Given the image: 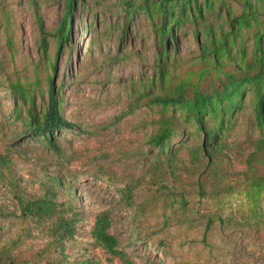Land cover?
Listing matches in <instances>:
<instances>
[{"label":"trees","instance_id":"obj_1","mask_svg":"<svg viewBox=\"0 0 264 264\" xmlns=\"http://www.w3.org/2000/svg\"><path fill=\"white\" fill-rule=\"evenodd\" d=\"M78 3L83 1L65 0L58 41L64 40L62 31ZM110 7L121 18L113 24L119 38L133 28V40L143 46L151 41L156 58L151 75L130 80L124 107L112 117L116 123L140 107L156 108L144 133L145 149L133 157L139 175L129 174L119 189L124 204L140 215L173 203L184 211L194 198L238 194L248 209L232 217L234 223H259L264 216V0H113ZM182 37L194 41L186 55L178 51ZM46 84L48 100L40 107L29 95L30 86L10 84L12 113L26 136L63 160L58 137L68 130L86 131L63 116L51 77ZM27 142L17 146L20 151L26 153ZM15 149L8 144L0 152V182L12 202L10 217L22 233L8 240L0 235V264H69L66 246L75 243L84 221L75 203L77 179L52 177L37 195H29L11 170ZM110 174L98 163L91 175L111 185ZM141 188L145 192L137 203ZM87 230L86 243L94 252L78 264H135L121 248L108 212L95 214ZM32 236L40 240L38 247L23 252L22 240Z\"/></svg>","mask_w":264,"mask_h":264},{"label":"rangeland","instance_id":"obj_2","mask_svg":"<svg viewBox=\"0 0 264 264\" xmlns=\"http://www.w3.org/2000/svg\"><path fill=\"white\" fill-rule=\"evenodd\" d=\"M81 1L82 5L72 8L62 31L64 40L58 41L65 0H0V152L8 144L16 147L11 170L29 195H37L52 177L65 182L76 177L75 203L84 221L75 243L66 246L68 263L91 258L94 249L86 243L87 229L95 214L106 211L121 248L135 264H264V216L259 223L239 219L235 224L232 218L248 209L242 195L194 198L184 211L173 203L140 215L124 204L119 189L129 174L139 175L140 166L133 157L145 149L144 133L156 108L140 107L116 123L112 117L124 107L130 80L152 74L154 48L151 41L143 46L138 38L133 40V28L119 38L113 24H120L121 18L110 7L113 0ZM193 49L192 38L179 39L181 55ZM47 77L53 80L65 119L86 131L72 134L68 130L58 137L63 160L45 153L26 136L13 117V97L7 89L16 82L30 86L29 95L40 107L48 100ZM25 140L26 153L17 147ZM98 163L107 165L113 184L92 177ZM144 192L141 188L137 193V203ZM260 206L264 208V192ZM12 208L0 182V235L5 240L22 233L17 219L10 217ZM39 241L37 236L23 239L21 250L35 249ZM158 242L161 245L156 248ZM160 250L167 255L163 257Z\"/></svg>","mask_w":264,"mask_h":264}]
</instances>
